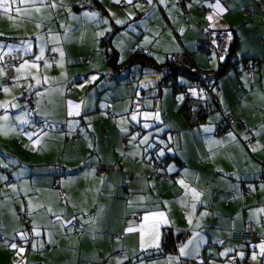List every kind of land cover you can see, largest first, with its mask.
I'll use <instances>...</instances> for the list:
<instances>
[{
	"label": "crops",
	"instance_id": "0c3cea01",
	"mask_svg": "<svg viewBox=\"0 0 264 264\" xmlns=\"http://www.w3.org/2000/svg\"><path fill=\"white\" fill-rule=\"evenodd\" d=\"M174 1L7 0L0 9V56H23L0 95V264H264V0H183L184 11ZM204 28L233 34L213 102L188 74L162 79L167 56L182 50L217 72L214 51L196 45ZM102 47L118 65L135 49L143 58L104 80ZM26 95L43 124L32 130L16 104ZM137 96L144 105L130 113ZM184 101L202 108L201 121L188 120ZM223 114L229 127L215 136ZM154 159L181 183L150 176ZM106 160L119 171L95 173ZM245 223L256 242L233 239Z\"/></svg>",
	"mask_w": 264,
	"mask_h": 264
},
{
	"label": "built area",
	"instance_id": "2783aa9c",
	"mask_svg": "<svg viewBox=\"0 0 264 264\" xmlns=\"http://www.w3.org/2000/svg\"><path fill=\"white\" fill-rule=\"evenodd\" d=\"M138 2H142V0H135ZM230 0H220L221 3H226ZM175 5L181 9V11H184L183 7V0H175ZM232 32L230 29H219V30H210L205 29L202 31V37L197 41V48L202 51L206 50H213L215 52L216 58L219 63H223L226 56H228L229 52V46L232 42ZM102 50V48H100ZM135 53H139V49L134 50ZM22 59V56L18 52H10L5 53L0 56V64L3 65V73L0 76V95H1V88L5 85H7L10 81V79L14 76L13 66L20 62ZM167 61L171 63L175 67H184L185 69H188L193 75L191 84L193 86H197L201 89L202 93L204 95H207L210 97L211 101L213 102V91L217 88V74L214 72L209 73H202L198 71L193 65L191 60L189 59V56L186 51L182 50L178 53H172L167 56ZM79 60L81 61H89L91 60V56L89 57H81ZM244 76L246 79V82L250 83L252 81V68L250 61L244 62ZM120 69L114 68V67H107L103 71V78L105 80L112 79L116 73H118ZM168 72V70H165V74ZM130 86V85H129ZM157 90H153V98H152V108L153 110H156L158 107V98H157ZM185 97H188V94H184ZM34 97L32 95H26L21 96L16 99V104L19 107L20 110H22L25 114V116L29 120V126L27 127L28 130H32L35 127L43 125L42 122L39 119H36L34 116V103H33ZM144 104V97L138 96L134 98L130 105H129V112L134 113L137 108L141 107ZM105 113L107 115L110 114V109L108 106L105 107ZM231 119L228 115H222V118L219 122L215 125V130L213 134L215 136L220 135L225 126L229 127ZM51 128V126H49ZM57 128V127H54ZM103 130V127H101ZM75 135H71L69 137V142L72 143L74 140ZM163 160L161 159H154L151 163V172L150 176L152 177H161L163 179H169L173 181L174 183H181V177L178 173H171V174H161L157 171V167L163 166ZM94 172L97 174L103 173L106 170H111L114 172L119 171L120 166L116 161H110L106 160L104 162H100L92 167ZM61 174L60 168L58 169V174ZM11 181L10 178H8L5 183H9ZM240 195L242 197V200H244L245 196V187L242 185L239 188ZM17 218L20 222L25 223L26 217L24 213H19L17 215ZM69 223L72 231L75 234H78L80 231V225L79 223L73 219ZM233 239L236 240L238 243H242L244 240H246L249 243H254L257 241L258 236L255 233V231L251 228L250 224L245 223L243 225V228L232 234ZM31 247L29 243H26V251L29 250ZM114 257L120 258L121 253L119 251H115L112 253Z\"/></svg>",
	"mask_w": 264,
	"mask_h": 264
},
{
	"label": "trees",
	"instance_id": "16d2710c",
	"mask_svg": "<svg viewBox=\"0 0 264 264\" xmlns=\"http://www.w3.org/2000/svg\"><path fill=\"white\" fill-rule=\"evenodd\" d=\"M135 1V0H134ZM175 4V3H174ZM177 7V6H176ZM179 8V7H178ZM205 29H209V28H204V29H202L201 30V32H200V37L196 40V44H197V41L202 37V31L203 30H205ZM210 30H214V29H210ZM219 30V29H218ZM232 32V31H231ZM233 35V34H232ZM232 42H233V36H232ZM232 42H231V44H230V46H229V52H228V56H226V58H225V60H224V62L223 63H221V64H219L220 66H219V68H218V70H217V72H214V73H216V74H218V72H219V70H221L222 68H223V65L228 61V59H229V55H230V53H231V49H232ZM210 50V49H209ZM209 50H206V51H209ZM101 52H105L106 54H107V56H108V60H109V66H111V67H114V68H117V69H120L119 71H118V73L121 71H123V69H124V67L125 66H123V65H129V64H131V63H133L136 59H138L139 57L140 58H143V57H141V55H142V52H139V53H135L134 51H133V53H132V55L128 58V59H126L125 61H124V64L123 65H118V64H116V63H113V61H115V54L113 53V52H108V51H105L104 50V48L102 47V50H100ZM213 51V50H212ZM19 53V52H18ZM215 53V52H214ZM21 54V53H20ZM22 56V55H21ZM189 56V55H188ZM216 56V55H215ZM22 58H23V56H22ZM189 59H190V57H189ZM22 60V59H21ZM191 60V59H190ZM166 61H167V59H166ZM246 61H249V60H245L244 62H246ZM192 62V61H191ZM19 63V62H18ZM112 63V64H111ZM250 63L252 64V62L250 61ZM17 64V63H16ZM15 64V65H16ZM122 64V63H121ZM192 65L194 66V64L192 63ZM195 67V66H194ZM196 68V67H195ZM198 71H200V72H202V73H209L208 71H205V70H199L198 68H196ZM165 70H168V72L165 74L164 72H165ZM162 73H163V78L162 79H164V78H166V77H169V76H172V75H174V74H176L177 72H179V73H185V74H188V76H190V79L192 80V77H193V75H191V73H190V71L188 70V69H185L184 67H175V66H173L171 63H169L168 61H167V63H166V69H162ZM118 73H116V74H118ZM210 73H211V71H210ZM115 74V75H116ZM103 72H102V75H101V77H102V79H104L103 78ZM85 77L83 76L82 77V79H84ZM114 78V77H113ZM112 78V79H113ZM105 80V79H104ZM10 81H11V79H10ZM9 81V82H10ZM9 84V83H8ZM7 84V85H8ZM159 84H162L161 82H159ZM132 86V83H129V84H127V87H130V86ZM6 86V85H5ZM197 87V86H196ZM200 89V88H199ZM201 90V89H200ZM157 95H158V90H157ZM156 95V96H157ZM138 97V96H137ZM143 97V96H142ZM136 98V97H135ZM152 98H153V91H152V94H151V100H152ZM158 98V97H157ZM213 101H214V97H213ZM144 102H145V99H144ZM144 105V104H143ZM142 105V106H143ZM141 106V107H142ZM141 107H139V108H141ZM181 109L184 111L183 112V114L185 115V116H187V118H188V120L189 121H192V120H194V121H201L202 120V113L200 112V110H202V108H198V109H196L195 108V110H189V108H188V103L187 102H182V104H181ZM139 108H137V109H139ZM137 109H136V111H137ZM22 111V110H21ZM135 111V112H136ZM23 112V111H22ZM134 112V113H135ZM24 113V112H23ZM0 172H2V169L0 168ZM8 178V177H7ZM7 178H6V180H7ZM5 180V181H6ZM167 247V246H166ZM167 248H169V247H167Z\"/></svg>",
	"mask_w": 264,
	"mask_h": 264
},
{
	"label": "snow or ice",
	"instance_id": "6c2138e0",
	"mask_svg": "<svg viewBox=\"0 0 264 264\" xmlns=\"http://www.w3.org/2000/svg\"><path fill=\"white\" fill-rule=\"evenodd\" d=\"M20 2H21V3H27L28 0H20ZM40 2L43 3L44 0H40ZM116 2H117V3H120L121 0H116ZM125 2H126L127 4H133V3H134V0H125ZM48 3L50 4L51 7H53V8L56 7V4L53 3L52 0H48ZM148 3H149V4H152V3H153V0H148ZM0 9H2L4 12H8V11L10 10V9L7 7V0H0ZM219 11H223V9L221 8V9H219ZM208 19L211 20L212 17H208ZM117 23H120V22L117 21ZM101 35H102V33H101ZM28 47H30V43H26V44H25V50H27ZM37 59H40V57H37ZM33 66H35V65H33ZM91 79H92V80H95L96 77H92ZM37 83H40V81H37ZM5 91H7V89H5ZM78 107H79V106L77 105V108H78ZM132 119H136V117L133 116ZM32 135H35V134H32ZM229 135H231V134H229ZM36 143H39V141H36ZM161 154H163V153H161ZM194 195H195V194H194ZM145 219H147V217H145ZM68 223H71V222H68ZM36 235H40V233L37 232ZM20 239H21V240H24L25 242L28 241L27 236H25L24 234H21V235H20ZM10 246H11L13 249H18V248H19V246H18L17 244H15V243H12ZM42 246H43V245H41V247H42ZM34 247H35V245H34ZM262 247H264V245H262ZM19 250H20V251H23L22 248H19ZM181 251L183 252V249H182ZM253 258H255V257H253Z\"/></svg>",
	"mask_w": 264,
	"mask_h": 264
},
{
	"label": "rangeland",
	"instance_id": "374dc122",
	"mask_svg": "<svg viewBox=\"0 0 264 264\" xmlns=\"http://www.w3.org/2000/svg\"><path fill=\"white\" fill-rule=\"evenodd\" d=\"M206 71V70H205ZM182 75H180L179 77H181Z\"/></svg>",
	"mask_w": 264,
	"mask_h": 264
}]
</instances>
